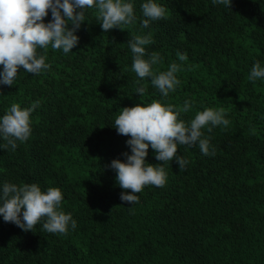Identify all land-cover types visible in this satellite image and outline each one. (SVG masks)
Masks as SVG:
<instances>
[{
    "label": "trees",
    "instance_id": "1",
    "mask_svg": "<svg viewBox=\"0 0 264 264\" xmlns=\"http://www.w3.org/2000/svg\"><path fill=\"white\" fill-rule=\"evenodd\" d=\"M142 2H134L135 22L107 32L88 9L70 53L38 49L49 70L34 75L21 67L12 86L0 85V115L13 103L40 102L28 140L14 151L0 148V185L59 187L62 209L77 221L61 234L44 230L43 218L24 231L0 217V264H264V80L248 79L252 64L264 62V0H232L230 8L157 0L166 15L148 28ZM50 19L49 11L45 23ZM144 34L152 39L147 52L163 58L155 72L182 65L181 84L167 97L150 78L140 81L145 93H135L128 41ZM178 52L188 60L179 61ZM186 99L193 102L181 113L186 122L206 107L224 108L229 125L202 129L215 154L178 145L188 161L180 170L175 159L156 160L149 147L145 159L163 163L167 183L146 185L138 203L122 201L121 192L131 190L121 189L107 167L131 154L116 116L143 102L179 107Z\"/></svg>",
    "mask_w": 264,
    "mask_h": 264
},
{
    "label": "clouds",
    "instance_id": "2",
    "mask_svg": "<svg viewBox=\"0 0 264 264\" xmlns=\"http://www.w3.org/2000/svg\"><path fill=\"white\" fill-rule=\"evenodd\" d=\"M135 0H0V85L12 86L18 75V69L38 75L50 69L46 55L38 49L62 50L68 54L78 44L76 34L81 24L86 21L85 12L95 9L100 26L107 32L114 27L135 22ZM232 0H212L213 5H225L230 8ZM145 19L142 27L148 28L151 21L165 17L166 9L157 0H143L140 5ZM51 14L45 23L44 18ZM152 43L149 34L135 35L128 41L133 54L131 69L139 80L150 78L151 84L158 89L161 97H167L181 84L177 73L182 65L171 63L166 71L155 72L154 65L162 61L159 52L148 53L147 45ZM179 61H187V53H177ZM250 81L264 80V62L256 60L248 76ZM146 91L143 84L135 90L142 96ZM39 101H33L29 107L11 104L8 111L0 115V139L14 151L17 141H27L31 135V113L39 107ZM193 102L186 99L182 106H176L156 100L151 103L124 107L114 120V127L126 140L130 153H123L125 159H113L107 166L116 173V181L123 190L120 199L131 205L138 203L139 194L146 185L163 187L168 174L163 163L175 161L179 169L184 170L188 163L177 154L178 145L198 144L202 154L214 155L210 138L202 129L211 131L213 127L227 126L223 107H206L196 112L194 118L185 121L181 113L188 112ZM154 150L156 160L162 164H150L146 161L148 149ZM211 147V151H210ZM63 192L59 187L42 190L38 183L16 184L5 182L0 185V217L5 222H12L24 231H32L42 218V227L49 233H66L75 229L77 221L71 212H65L61 205Z\"/></svg>",
    "mask_w": 264,
    "mask_h": 264
}]
</instances>
